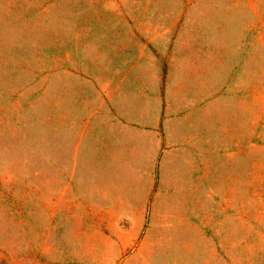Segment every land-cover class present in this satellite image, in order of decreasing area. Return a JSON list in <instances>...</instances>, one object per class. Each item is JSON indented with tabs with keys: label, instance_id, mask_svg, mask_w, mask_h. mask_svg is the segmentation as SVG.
<instances>
[{
	"label": "rangeland",
	"instance_id": "374dc122",
	"mask_svg": "<svg viewBox=\"0 0 264 264\" xmlns=\"http://www.w3.org/2000/svg\"><path fill=\"white\" fill-rule=\"evenodd\" d=\"M0 264H264V0H0Z\"/></svg>",
	"mask_w": 264,
	"mask_h": 264
},
{
	"label": "crops",
	"instance_id": "0c3cea01",
	"mask_svg": "<svg viewBox=\"0 0 264 264\" xmlns=\"http://www.w3.org/2000/svg\"><path fill=\"white\" fill-rule=\"evenodd\" d=\"M172 151H174L172 148H169V149L166 150V152H168V153L165 154V155L167 156V158H170V157H172V155H174V153H173ZM179 178H180V177H178V180H179ZM140 222H141V221H140ZM142 223H143V222H142ZM150 228H151V224H150V222H149V228H147L146 231L148 232ZM130 232L133 233V234H135V236H138V235L142 232V224H141V226H140L139 228H135V229L132 228V229L130 230ZM145 240H146V235H145V236L142 238V240L140 241L137 250L139 249V247H141V246L143 245V243L145 242Z\"/></svg>",
	"mask_w": 264,
	"mask_h": 264
}]
</instances>
